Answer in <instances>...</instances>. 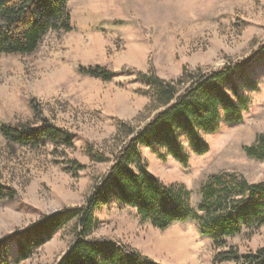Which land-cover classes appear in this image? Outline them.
Returning <instances> with one entry per match:
<instances>
[{"label": "rangeland", "instance_id": "1", "mask_svg": "<svg viewBox=\"0 0 264 264\" xmlns=\"http://www.w3.org/2000/svg\"><path fill=\"white\" fill-rule=\"evenodd\" d=\"M67 9L71 31L49 32L31 54H0V125L34 128L46 119L76 135L71 146H32L9 142L0 131V182L17 191L15 198L0 200V238L57 210L84 205L112 162L94 160L87 147L112 157L121 143L120 122L140 127L154 114L144 93L148 86L136 75L103 80L80 73V65L142 72L152 65L169 80L184 67L209 73L254 57L243 70L248 85L237 80L249 108L240 122L222 120L204 134L206 154L187 143V165L172 156L162 160L160 146L142 147V154L164 184H182L191 192L195 209L212 174L230 171L251 184L264 181V160L243 149L264 133V0H69ZM95 216L93 237L113 238L160 264H238L219 253L232 247L242 257L264 249V224H243L219 246L195 220L159 229L116 199ZM73 237L66 226L20 262L17 247L9 245L8 258L11 264H56Z\"/></svg>", "mask_w": 264, "mask_h": 264}, {"label": "trees", "instance_id": "2", "mask_svg": "<svg viewBox=\"0 0 264 264\" xmlns=\"http://www.w3.org/2000/svg\"><path fill=\"white\" fill-rule=\"evenodd\" d=\"M68 1L0 0V54H31L49 32L71 31ZM253 58L231 62L209 73L202 69L192 73L184 67L180 77L169 80L159 76L152 65L148 72L80 65V73L103 80L117 74L136 75L148 86L144 93L150 97L154 114L140 127L120 122L121 143L112 157L88 146L87 152L94 160L112 162L87 202L57 210L0 238V264H11L9 245L17 247L16 261L20 262L66 226L72 228L74 237L56 264H160L113 238L93 237L98 226L95 212L112 199L134 207L142 220L159 229L195 220L200 232L211 236L219 246L227 243L225 236L240 233L243 224H264V181L251 184L230 171L212 174L202 186L201 206L195 209L189 202L191 192L182 184H164L149 170L142 154V147L157 150L160 146L164 150L159 152L162 160L172 156L184 165L189 161L186 143L196 154H206L209 144L204 134L217 130L222 120L240 122L249 108L250 98L240 93L237 80L248 85L243 70ZM0 131L9 142L19 145L38 146L49 141L71 146L76 138L46 119L34 128L3 123ZM243 149L248 156L264 160V133ZM16 195V189L0 182V200ZM219 256L238 264H264V249L240 257L231 247Z\"/></svg>", "mask_w": 264, "mask_h": 264}]
</instances>
